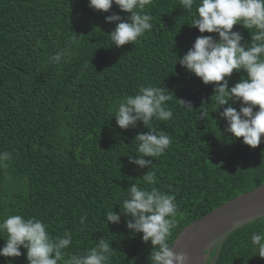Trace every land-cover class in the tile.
Masks as SVG:
<instances>
[{"label": "trees", "instance_id": "16d2710c", "mask_svg": "<svg viewBox=\"0 0 264 264\" xmlns=\"http://www.w3.org/2000/svg\"><path fill=\"white\" fill-rule=\"evenodd\" d=\"M145 10L153 28L117 47L109 37L117 25L106 17L127 21L129 14L115 4L104 13L89 0H0V158L11 154L0 159V219L36 217L53 239L71 232L65 260L106 239L114 250L108 264H150L151 243L128 229L135 219L122 212L134 184L175 195L171 247L189 224L264 184V138L253 149L229 133L222 117L227 105L216 103V85L204 84L178 63L202 35L191 27L195 5L188 13L180 0H151ZM233 30L243 36L242 45H251L249 30ZM203 35L219 40L218 34ZM74 36L70 57L49 63ZM241 77L247 73L228 78L229 88ZM148 85L173 94L167 102L172 119L151 124L171 144L153 158L140 157L136 142L150 129L142 121L121 129L114 117L121 100ZM232 106L239 111L243 104ZM201 111L207 116L200 120ZM135 158L150 163L141 167ZM149 172L157 177L152 186L143 181ZM110 210L120 215L119 223L106 220ZM261 231L264 216L232 229L205 251V264H264L251 243V235ZM6 238L0 233V249ZM21 252L17 258L0 256V264H28L27 250Z\"/></svg>", "mask_w": 264, "mask_h": 264}, {"label": "clouds", "instance_id": "9594fccd", "mask_svg": "<svg viewBox=\"0 0 264 264\" xmlns=\"http://www.w3.org/2000/svg\"><path fill=\"white\" fill-rule=\"evenodd\" d=\"M181 6L191 13L194 5L197 18L193 20L194 28L202 34L197 37L191 49L178 63L189 73L200 78L204 84L216 85V103L224 107L222 117L227 120V131L235 138H242L243 143L253 149L259 147L264 138V0H180ZM151 0H89V6L108 13L113 5L128 13L127 21L119 15L106 17L107 23H116L115 30L109 35L111 42L122 47L137 42L146 32L153 28V17L146 12ZM243 25L251 34L252 43L242 45L243 36L234 31V26ZM255 30V31H250ZM218 34L217 41L213 35ZM77 41L74 36L68 44L49 63L59 65L71 55V45ZM246 72L240 82L229 88L228 78L236 72ZM173 94L167 89L148 85L141 86L134 95L126 96L118 103L115 111L116 122L121 129L135 126L138 121L150 129L148 134L136 137L140 157H159L171 144L167 134L156 133L151 128L153 119L169 121L173 112L168 106ZM186 109L193 110L189 102L182 101ZM243 106L237 111L232 106L235 102ZM258 108V111L255 109ZM207 116L201 111L200 120ZM11 154L4 152L0 159H8ZM135 164L145 167L150 161L135 158ZM146 185L157 182L155 172L143 176ZM122 212L135 219L127 222L128 229L142 234L144 243H151L150 264H188V257L177 254L168 243L172 229L176 226L178 204L175 195L167 194L156 187L143 188L132 186L122 202ZM85 218H81V224ZM106 220L113 224L120 222V215L110 210ZM47 224L36 217L8 215L0 219V233H6L5 246L0 249V256L17 258L22 256L21 248L27 250L28 264H108L114 251L106 239H101L95 247L83 255H71L64 259L65 252L73 241L71 232L53 239ZM251 243L258 249L259 256L264 257V231L254 232Z\"/></svg>", "mask_w": 264, "mask_h": 264}, {"label": "water", "instance_id": "95a60500", "mask_svg": "<svg viewBox=\"0 0 264 264\" xmlns=\"http://www.w3.org/2000/svg\"><path fill=\"white\" fill-rule=\"evenodd\" d=\"M264 216V184L219 206L185 227L172 247L188 264H205V251L229 231Z\"/></svg>", "mask_w": 264, "mask_h": 264}, {"label": "rangeland", "instance_id": "374dc122", "mask_svg": "<svg viewBox=\"0 0 264 264\" xmlns=\"http://www.w3.org/2000/svg\"><path fill=\"white\" fill-rule=\"evenodd\" d=\"M220 239H221V238L215 240V241H214V242H213V243L207 248V249H208V252L211 251V250L213 249L214 245H215L218 241H220ZM208 258H209V255L206 254L205 257H204V261H206V259H208Z\"/></svg>", "mask_w": 264, "mask_h": 264}, {"label": "bare ground", "instance_id": "6f19581e", "mask_svg": "<svg viewBox=\"0 0 264 264\" xmlns=\"http://www.w3.org/2000/svg\"><path fill=\"white\" fill-rule=\"evenodd\" d=\"M210 246V245H209Z\"/></svg>", "mask_w": 264, "mask_h": 264}]
</instances>
